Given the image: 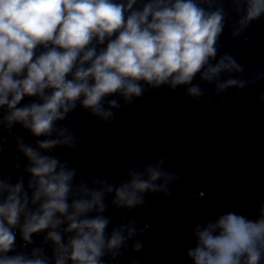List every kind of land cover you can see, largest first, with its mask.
Segmentation results:
<instances>
[{"label":"clouds","instance_id":"clouds-1","mask_svg":"<svg viewBox=\"0 0 264 264\" xmlns=\"http://www.w3.org/2000/svg\"><path fill=\"white\" fill-rule=\"evenodd\" d=\"M226 2L237 17L233 38L264 18V0ZM228 15L222 0H0V130L14 136L16 168L20 156L26 161L15 183L0 176V264H105L106 256L120 255L138 234L136 221L108 233L106 197L131 210L144 206L147 193L170 195L177 177L162 169L163 159H139L118 186L109 182L111 172L92 178V187L75 183L76 169L47 154L76 147L60 122L79 106L111 123L121 104L110 97L131 105L163 86L185 87L199 101L197 75L218 95L256 83L260 76H231L244 69L230 54L217 59ZM25 98L30 102L22 104ZM16 125L34 145L13 134ZM17 233L24 248L44 236L39 246L17 252ZM193 236L191 264H264V204L255 219L226 212L196 224ZM141 247L136 242L133 251Z\"/></svg>","mask_w":264,"mask_h":264},{"label":"water","instance_id":"water-1","mask_svg":"<svg viewBox=\"0 0 264 264\" xmlns=\"http://www.w3.org/2000/svg\"><path fill=\"white\" fill-rule=\"evenodd\" d=\"M222 2L229 15L217 44V59L230 54L244 69L231 76L245 81L260 76L256 83L218 95L213 84L200 81L197 75L193 84L204 91L199 101L187 97L185 87L163 86L146 91L131 105L110 97L121 104L113 110L111 123L79 106L60 122L74 135L76 147L47 154L76 169L75 183L83 181L92 187V178L104 179L111 172L109 182L118 186L129 165L139 159L145 164L163 159L162 169L177 177L168 186L170 195L147 193L144 206L131 210L117 209L113 195L106 197L107 232L135 220L138 234L115 260L106 256L105 264H191L186 251L194 246L196 224L230 211L255 219L264 204V18L233 38L237 17L231 5ZM228 78L229 74L221 76V80ZM28 102L25 98L22 104ZM12 131L34 145L35 138L21 126ZM0 142V176H11L15 183L26 161L20 156L21 168H16L19 154L14 136L0 130ZM24 179L26 183L27 174ZM43 236H33L35 243L24 248L17 233L16 251L39 246ZM136 242L142 245L138 252L133 251ZM45 251L51 255L48 247Z\"/></svg>","mask_w":264,"mask_h":264}]
</instances>
